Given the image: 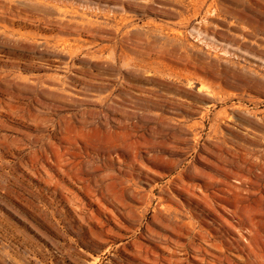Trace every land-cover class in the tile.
<instances>
[{"label":"rangeland","instance_id":"1","mask_svg":"<svg viewBox=\"0 0 264 264\" xmlns=\"http://www.w3.org/2000/svg\"><path fill=\"white\" fill-rule=\"evenodd\" d=\"M0 264H264V0H0Z\"/></svg>","mask_w":264,"mask_h":264}]
</instances>
